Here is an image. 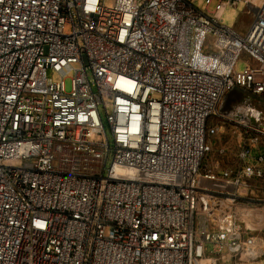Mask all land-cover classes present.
Masks as SVG:
<instances>
[{"label": "built area", "instance_id": "built-area-1", "mask_svg": "<svg viewBox=\"0 0 264 264\" xmlns=\"http://www.w3.org/2000/svg\"><path fill=\"white\" fill-rule=\"evenodd\" d=\"M240 3L245 33L219 18ZM213 117L238 134L221 177ZM263 121L264 0H0V264L260 256Z\"/></svg>", "mask_w": 264, "mask_h": 264}, {"label": "rangeland", "instance_id": "rangeland-1", "mask_svg": "<svg viewBox=\"0 0 264 264\" xmlns=\"http://www.w3.org/2000/svg\"><path fill=\"white\" fill-rule=\"evenodd\" d=\"M199 8L203 10V4L199 5ZM219 18L223 19V24L238 30L241 33H245L248 29L250 22L252 21V16L247 12V9L244 7V3H240L237 7H226L222 9V11L219 13ZM247 60L246 56L244 54L241 55L238 67L241 68L243 66V63ZM49 77H52V79H58V77L51 73L50 71L47 72ZM70 77L71 75L67 76L64 79L65 83V89L68 91L70 89ZM208 125H214L218 128V131L215 135L212 137H209V142L211 144V151L204 157L203 159V166L204 172L203 174H209L215 173L216 175L220 176V173L223 169L230 166L233 163V156L232 153L235 150L237 146V133L234 137L235 131L233 128V125L231 122H228L227 120L219 117H213L209 120ZM263 129H264V121H263ZM236 132V131H235ZM223 148L226 151V154L221 155L219 150ZM210 170V171H209ZM221 177V176H220ZM255 183V187L253 191L248 195L252 196V201L250 203L246 202L245 205L249 206V210L245 212V217L242 216L243 219H245L246 222H252L257 219L256 226H260L262 222L264 221V195L261 194L260 190V181H253ZM264 186V182L262 183ZM202 186L211 189V190H224L223 185L219 187L216 183H209L206 182L202 184ZM255 190V191H254ZM229 212L228 205L223 204L218 209L212 211L211 213L206 214V218L210 222L211 226L213 228H219L222 224V222L225 220L226 215ZM255 218V219H254ZM248 223V224H249ZM258 235L259 237H262L264 239V228L262 230H248L246 235ZM248 249H242L237 254H235L232 258H230L228 261L221 262L222 256L227 257V252H223L222 254H212L208 253L206 254V258H209L210 261L206 262L207 264H264V253H262L260 256H251L248 253ZM227 259V258H226Z\"/></svg>", "mask_w": 264, "mask_h": 264}, {"label": "crops", "instance_id": "crops-1", "mask_svg": "<svg viewBox=\"0 0 264 264\" xmlns=\"http://www.w3.org/2000/svg\"><path fill=\"white\" fill-rule=\"evenodd\" d=\"M231 165H232V164H231ZM231 165H230V166H231ZM230 166H228V167H230ZM226 168H227V167H226ZM226 168H225V169H226ZM254 184H255V183H254ZM259 187H260V190H261V194L264 195V186H263V184L260 183V186H259ZM254 191H255V190H254ZM210 225H211V224H210ZM216 229H217V228H216Z\"/></svg>", "mask_w": 264, "mask_h": 264}, {"label": "bare ground", "instance_id": "bare-ground-1", "mask_svg": "<svg viewBox=\"0 0 264 264\" xmlns=\"http://www.w3.org/2000/svg\"><path fill=\"white\" fill-rule=\"evenodd\" d=\"M249 223V222H248Z\"/></svg>", "mask_w": 264, "mask_h": 264}]
</instances>
